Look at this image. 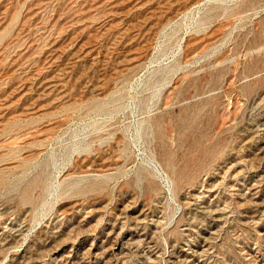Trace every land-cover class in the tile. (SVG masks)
<instances>
[{
    "label": "rangeland",
    "instance_id": "374dc122",
    "mask_svg": "<svg viewBox=\"0 0 264 264\" xmlns=\"http://www.w3.org/2000/svg\"><path fill=\"white\" fill-rule=\"evenodd\" d=\"M0 264H264V0H0Z\"/></svg>",
    "mask_w": 264,
    "mask_h": 264
}]
</instances>
